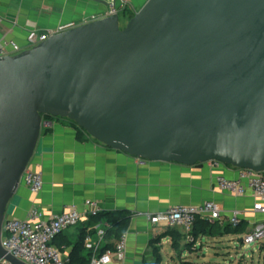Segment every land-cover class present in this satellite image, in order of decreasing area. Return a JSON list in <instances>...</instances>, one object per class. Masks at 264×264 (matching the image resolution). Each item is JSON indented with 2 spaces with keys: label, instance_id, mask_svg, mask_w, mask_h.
<instances>
[{
  "label": "water",
  "instance_id": "water-1",
  "mask_svg": "<svg viewBox=\"0 0 264 264\" xmlns=\"http://www.w3.org/2000/svg\"><path fill=\"white\" fill-rule=\"evenodd\" d=\"M151 162L264 172V0H148L0 59L3 225L44 116ZM31 170V169H30Z\"/></svg>",
  "mask_w": 264,
  "mask_h": 264
},
{
  "label": "crops",
  "instance_id": "crops-1",
  "mask_svg": "<svg viewBox=\"0 0 264 264\" xmlns=\"http://www.w3.org/2000/svg\"><path fill=\"white\" fill-rule=\"evenodd\" d=\"M111 1L0 0V40H14L23 50L31 48L29 37L32 33L56 30L71 23L79 26L91 22L94 17L104 18ZM147 1L131 0L136 10ZM30 169L42 173L44 188L35 194L22 184L8 218L24 219L33 208L46 217L60 214L71 206L84 211L87 200L100 202L104 212L131 214L125 233L124 259L115 258L108 264H156L155 247L162 257L160 264H221L219 259L225 255V249H233L239 242L242 244L254 225L264 220V214L254 210L258 199L251 191L238 196L218 185L219 177L239 178L240 169L214 162L187 166L142 160L109 148L90 136L80 141L74 126L64 119L44 121ZM209 201L218 204L221 218L210 221L215 225L214 233L200 235L194 246L182 228L155 227L147 216L172 206L201 205ZM234 210L242 213V233L226 234L224 229L231 225ZM97 226L90 217H84L78 225L55 239L67 264H79V259L89 253L86 246L76 248V243L82 233L95 230ZM93 235L96 239V232ZM176 235H180L178 248L173 247ZM119 241L110 239L109 242L116 245ZM259 245L263 250L264 242ZM211 254L216 256L215 260L206 261Z\"/></svg>",
  "mask_w": 264,
  "mask_h": 264
},
{
  "label": "built area",
  "instance_id": "built-area-1",
  "mask_svg": "<svg viewBox=\"0 0 264 264\" xmlns=\"http://www.w3.org/2000/svg\"><path fill=\"white\" fill-rule=\"evenodd\" d=\"M136 13L131 0H112L109 3L107 16L121 14L123 11ZM98 20L93 18L92 21ZM78 25L71 23L61 26L56 30H49L44 33H32L29 37L30 46L33 47L49 37L75 28ZM23 48L14 40H0V59L15 55ZM215 165L222 164L219 161H212ZM220 188L232 194L242 196L251 191L258 201L254 204V210L264 214V172H256L249 169L240 170L239 178L235 180L219 177L217 179ZM25 185L32 193H39L44 188V178L41 172L27 169L21 178V185ZM86 209L79 210L75 206L67 207L60 214L46 217L42 211L33 208L26 218H8L5 220L2 232V246L4 249L24 261L27 264H67L63 252L54 244V240L68 229L76 226L84 218L103 212L100 202L87 200ZM151 224L158 228H182L188 234L189 241H195L191 234L198 219L209 221L221 218V210L213 201L201 205H178L168 208L166 211L157 214H147ZM242 213L234 210L230 217V224L238 227L241 224ZM106 226L105 222H99L96 231V239L88 231L84 244L92 252L91 264H108L113 259L123 260L126 251L125 235L116 244L114 250H106L99 255L104 240ZM264 242V220L257 222L252 230L243 238V244L250 246ZM0 264H11L0 258Z\"/></svg>",
  "mask_w": 264,
  "mask_h": 264
},
{
  "label": "trees",
  "instance_id": "trees-1",
  "mask_svg": "<svg viewBox=\"0 0 264 264\" xmlns=\"http://www.w3.org/2000/svg\"><path fill=\"white\" fill-rule=\"evenodd\" d=\"M121 15L124 16L125 19L129 20L135 15V13L129 12L126 10V11H123L120 14V16ZM51 118L64 119V118L52 117V116L46 115L44 116V121L47 119H51ZM64 120H67L74 126V128L76 129L77 138L80 141H84L89 138V135L82 128H80L75 122L69 119H64ZM48 131L50 130L48 129L47 132ZM90 220L92 223H95V224H98L101 221L106 223L104 240H103L105 244L101 246V249L99 251V255H102L103 253L106 252V250H114L116 245H113L112 243H110L109 242L110 239L120 240L125 235V233L128 231L130 220H131V214L127 211H115V212H104L103 211L96 215H91ZM214 230H215V225L212 224L209 220L198 219L195 223V226L191 234L196 240L197 237H199L200 235L213 234ZM241 231H242L241 225H239L236 228L233 227L232 225H227L224 229V233L226 234H230V233L239 234V233H242ZM95 232L96 231L92 230L91 233L94 234ZM168 233L174 234V231H169ZM86 234H87L86 232L81 234L78 242L76 243V248L82 249L85 247L84 240H85ZM179 237L180 235H176L175 237H173V247L174 248H178L179 244L177 242L178 241L177 238ZM189 243L192 244L193 246L195 245V242L193 241H189ZM155 258H156V264H160L162 261V257H161L158 247H155ZM91 259H92V252L89 251V253L85 257H82L79 259L80 260L79 264H91ZM184 264H192V263L186 262Z\"/></svg>",
  "mask_w": 264,
  "mask_h": 264
},
{
  "label": "rangeland",
  "instance_id": "rangeland-1",
  "mask_svg": "<svg viewBox=\"0 0 264 264\" xmlns=\"http://www.w3.org/2000/svg\"><path fill=\"white\" fill-rule=\"evenodd\" d=\"M123 15V14H122ZM121 15V25L124 27L128 22L124 16ZM233 249H225V255L219 261L221 264H264V246L261 250L259 244L245 246L240 242L233 246ZM214 254L208 255L206 261L215 260Z\"/></svg>",
  "mask_w": 264,
  "mask_h": 264
}]
</instances>
